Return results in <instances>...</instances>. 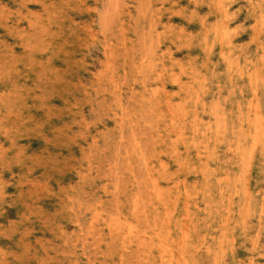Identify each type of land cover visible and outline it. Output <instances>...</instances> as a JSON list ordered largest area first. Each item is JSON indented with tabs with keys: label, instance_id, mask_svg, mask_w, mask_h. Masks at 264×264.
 <instances>
[{
	"label": "rangeland",
	"instance_id": "rangeland-1",
	"mask_svg": "<svg viewBox=\"0 0 264 264\" xmlns=\"http://www.w3.org/2000/svg\"><path fill=\"white\" fill-rule=\"evenodd\" d=\"M0 264H264V0H0Z\"/></svg>",
	"mask_w": 264,
	"mask_h": 264
},
{
	"label": "bare ground",
	"instance_id": "bare-ground-1",
	"mask_svg": "<svg viewBox=\"0 0 264 264\" xmlns=\"http://www.w3.org/2000/svg\"><path fill=\"white\" fill-rule=\"evenodd\" d=\"M255 129V128H254ZM145 148V147H144ZM114 185V184H113ZM164 222V221H163ZM153 240H154V238H153ZM130 244V243H129ZM154 247V246H153ZM129 252V251H128ZM176 255V254H175Z\"/></svg>",
	"mask_w": 264,
	"mask_h": 264
}]
</instances>
